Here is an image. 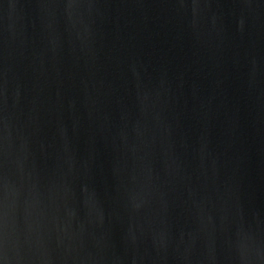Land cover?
I'll return each instance as SVG.
<instances>
[{
  "label": "water",
  "instance_id": "obj_1",
  "mask_svg": "<svg viewBox=\"0 0 264 264\" xmlns=\"http://www.w3.org/2000/svg\"><path fill=\"white\" fill-rule=\"evenodd\" d=\"M0 264H264V0H0Z\"/></svg>",
  "mask_w": 264,
  "mask_h": 264
}]
</instances>
